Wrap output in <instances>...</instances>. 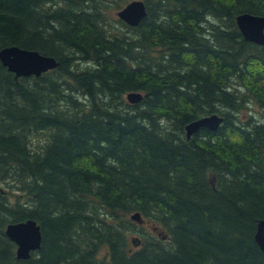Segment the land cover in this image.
Wrapping results in <instances>:
<instances>
[{
	"label": "trees",
	"instance_id": "1",
	"mask_svg": "<svg viewBox=\"0 0 264 264\" xmlns=\"http://www.w3.org/2000/svg\"><path fill=\"white\" fill-rule=\"evenodd\" d=\"M130 1L0 0V50L59 62L17 78L0 60V264H264V46L236 20L264 0H144L137 26L109 20ZM213 113L217 130L187 136ZM30 218L42 245L18 259L5 230Z\"/></svg>",
	"mask_w": 264,
	"mask_h": 264
},
{
	"label": "water",
	"instance_id": "2",
	"mask_svg": "<svg viewBox=\"0 0 264 264\" xmlns=\"http://www.w3.org/2000/svg\"><path fill=\"white\" fill-rule=\"evenodd\" d=\"M120 19L131 26H137L147 15V7L144 0H133L118 11ZM238 27L246 40L264 46V16L250 13H242L237 16ZM0 60L16 77L41 76L43 73L56 68L59 65L53 56L43 55L36 50L21 48L17 45L7 46L0 50ZM131 103H139L144 95L141 92H130L127 95ZM224 118L216 113L203 116L192 121L186 126L187 136L190 138L201 128L217 130ZM132 219L143 222L140 212L132 214ZM6 235L17 245L16 255L18 259H29L32 252L39 250L42 245L41 226L35 219L9 223L6 227ZM255 239L264 252V220L257 225ZM134 245L140 240L133 238Z\"/></svg>",
	"mask_w": 264,
	"mask_h": 264
},
{
	"label": "rangeland",
	"instance_id": "3",
	"mask_svg": "<svg viewBox=\"0 0 264 264\" xmlns=\"http://www.w3.org/2000/svg\"><path fill=\"white\" fill-rule=\"evenodd\" d=\"M107 15H108L109 20H113L114 18H118V16H117V12H116V11L108 12ZM252 112H253L254 114H256L258 118H262V117L264 116V115H263V110H262L260 107H258V106L253 107V108H252ZM34 141H35V144H42L43 142H45V137L42 136V135L36 136V137L34 138ZM141 227H143V228H145V229H149V228H150V226H149L148 224L145 223V224H143V225H142V224H138V225L136 226V229H139V228H141ZM130 235H131V234H130ZM105 251H106V249H104V250L102 251V254H103Z\"/></svg>",
	"mask_w": 264,
	"mask_h": 264
},
{
	"label": "bare ground",
	"instance_id": "4",
	"mask_svg": "<svg viewBox=\"0 0 264 264\" xmlns=\"http://www.w3.org/2000/svg\"><path fill=\"white\" fill-rule=\"evenodd\" d=\"M223 123V122H222Z\"/></svg>",
	"mask_w": 264,
	"mask_h": 264
}]
</instances>
